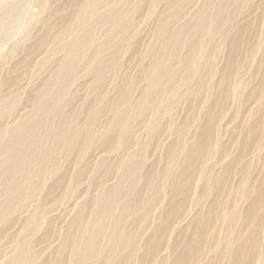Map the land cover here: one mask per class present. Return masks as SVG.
<instances>
[{
	"label": "rangeland",
	"instance_id": "obj_1",
	"mask_svg": "<svg viewBox=\"0 0 264 264\" xmlns=\"http://www.w3.org/2000/svg\"><path fill=\"white\" fill-rule=\"evenodd\" d=\"M84 1L0 0L1 128L6 127L9 136L16 132L32 115L35 102L48 99L36 100L45 84L70 78V85L53 91L64 92L62 108L72 115L69 129H79L78 139L70 145L52 148L54 161L48 173L39 174L52 147L45 140L32 177L23 182L22 191L12 194L16 205L0 192V212L8 210V218L0 221V264H10L23 246L30 249L29 264H77L74 248L81 249L98 222L110 227L122 215L118 207L105 217L99 204L104 192L116 187L136 161L140 177L128 187L136 206L122 215L130 244L118 252L102 246L90 264H106L107 258L112 264H264V0H235L231 5L228 0H127L126 22L92 23L96 45L88 56L71 71L57 70L65 58L60 41L71 22L67 17L75 15ZM108 2L97 4V18L111 14ZM13 5L14 15L4 18ZM202 10L210 23L222 22L226 32H201L197 14ZM182 27L189 33L181 36L178 58L162 64L175 75L162 97L144 102L145 74L154 69V57L161 53L158 36L170 41L167 37ZM109 29L115 30V38ZM120 30L127 33L126 42L121 43ZM197 39L201 48L193 50ZM96 46L104 56L107 53L104 63L96 58ZM191 54L198 59L192 74L186 64ZM95 59L108 67L103 75L96 72ZM129 80L134 83L131 99L121 104L118 94L126 91ZM119 107L130 113L124 146L119 141L122 130L110 129ZM53 115L58 125L60 115L55 110ZM92 122L93 138L79 157ZM208 131L210 149H203L202 159L189 163L181 175L188 167L184 159ZM177 141L186 150L168 175L157 176L168 167L167 154ZM29 186L34 193L26 196ZM80 211H86L87 234L70 232ZM32 216L38 217L36 223ZM202 230L205 240L200 238ZM109 235L108 228L103 241ZM62 244H68L64 252ZM187 244L185 263L181 257Z\"/></svg>",
	"mask_w": 264,
	"mask_h": 264
},
{
	"label": "bare ground",
	"instance_id": "obj_2",
	"mask_svg": "<svg viewBox=\"0 0 264 264\" xmlns=\"http://www.w3.org/2000/svg\"><path fill=\"white\" fill-rule=\"evenodd\" d=\"M103 1H109L108 3L111 4L110 7H112V9L110 8V10H111L112 16L108 12L109 13L108 17L97 18V15H98L97 11H96L97 4L100 2L102 3ZM126 1L127 0H85L84 4L82 5V7L80 9L77 10L75 15L72 14V15L68 16L67 17L68 19L66 22H70V21L71 22L68 25V27L66 28L65 32L63 33V35H62L63 37L60 41V45L62 47V50L65 51V58L62 60L60 66L57 68V70H60V71L64 70L65 71V69H67L68 71H71L73 69V67H75L76 62L78 60L84 59L87 55L88 50L96 45L95 38L92 34L93 30H92V28H90L92 23H94L95 21L97 23H101L102 19L103 20L107 19L109 22L119 21L120 19H123L120 21L125 20V22H126L125 16H126L127 12H129V8L127 6L126 7L124 6V2H126ZM234 1L235 0H228V3L230 2L229 5H231L232 2H234ZM173 3H174V1H173ZM154 4H155V1L153 2L151 8H153ZM127 5L129 6L128 3H127ZM229 5H227V6H229ZM14 7H15V5L11 6V9L8 12H6L4 18H8V17H11L12 15H14L12 13L15 12L17 9V8L14 9ZM225 7H226V5H225ZM151 8H150V11H151ZM131 13H132V11H131ZM197 16H198V28L201 32H204V34L205 33H213V34H217V35H222L226 32L222 22L218 23V24L210 23L211 19L210 20L208 19L204 10L200 11L197 14ZM130 18H131V16H130ZM217 22H218V19H217ZM107 26H109V24ZM120 27H123V26H120ZM49 30H50V28H49ZM114 31L112 29H109L110 34L112 36H114L112 38H115V36H117V34L114 33ZM120 31L123 34V37L121 38V43L126 42V40L124 39V37L126 38V36H124V34L126 32L124 33V30H120ZM120 31H118V32H120ZM125 31H126V29H125ZM49 33H51V32H49ZM188 33H189L188 28L182 27L181 30L173 32L171 34V36H168V37L166 36L170 41H167V39L163 38L162 36H160V37L158 36L157 40L159 41V47H160L161 53H160V55H157L154 57V62H153L154 69H152V71H150L148 74L147 73L145 74L147 86L145 87L144 92H143L144 102L149 103V100H154V99H157V98L162 97L164 95L166 88H167L166 85H168L167 81H169V79L171 77H173L175 74L173 71H171L169 68H167L168 66L164 67L162 64H164L165 60L173 61L174 59H176L177 54L181 51L182 45H183V44H181V42H182L181 36L184 34H188ZM126 35H127V33H126ZM46 39H48V38H46ZM46 39H44V40H46ZM169 43H171V44L169 45ZM200 43L201 42H199L197 39V41L193 45V50H196V49L199 50L201 48ZM108 44H109V42H108ZM109 45H111V44H109ZM106 46H107V44H106ZM123 46H125V45H123ZM110 47H112V46H110ZM152 49H154V48H152ZM193 50L191 51V53H193ZM96 52H97L96 58H98L100 62L104 63V60H105L104 57L107 55V53L104 56L103 52L105 53V51H103V49L100 46H98L96 48ZM90 55H92V54H90ZM112 55H110V56H112ZM114 58L116 59L115 56H114ZM97 63H98V61H97ZM105 64L107 65L108 62ZM186 64L188 65V67L190 69V73L191 74L194 73L197 69V64H198L197 57H195V55H193V54L189 55L188 59L186 60ZM90 66H93V65H90ZM92 68H94V67H92ZM107 69H108V67H106L105 65L99 64L98 67L96 68V72L98 73V75L99 74L103 75L102 73H104ZM70 83H71L70 78H65L62 81H59L57 79L56 80L52 79V81H49L48 83H46L45 86L41 89L42 91L40 93L38 92V94L36 95V100H37V98H40V99L48 98V99H46V101L42 104H38L37 102H35L34 111H33L32 115L30 117H28L27 119L23 120L20 123V126L17 129V131L12 132V134L10 136H9V133L7 132L8 130L6 129V127L1 128V126H0V192H2L3 194H5L8 197L7 200L9 201V203L15 204V199L13 200L14 197L12 199H11V197L13 195H15L16 193H18V191H22L23 182H25L26 179L28 180L29 178L32 177L31 171L36 164L38 153L40 152L41 148L43 149V144H44L45 140H50L52 147H51V149L47 148L48 149L47 155H45L43 157V163L45 165H44L43 170L39 171V174L48 173V171H49L48 169H50V167L52 165L51 163H52V161H54L53 156H54L55 150L52 149L53 147H55V149H57V147H59V146L67 147V145H70L71 142L78 139L79 129H74V130L69 129V125L72 123L71 122L72 121V115L69 113H66L64 111V108H62L63 104H64L63 103L64 92H62L60 90H59V92L53 91L54 89H58V87L62 88L64 86H68V85H70ZM133 88H134L133 81H131V80L127 81L126 91L118 94L120 97V103L121 104H126L130 101L131 92L133 91ZM65 98H67V97H65ZM99 102H100V99H99ZM104 107H106V106H104ZM54 110H55L56 114L58 113L60 115V123L58 125L55 124L56 122L53 123V120H52V119H55V118H52V116H55V115H53ZM115 114L116 115H115L114 120H116V123L113 127H110V129L122 130V134L119 137V141H120V145L124 146V144H126L128 142V136L126 134H128L130 129H131V121L129 118L130 113H129V110H127L126 108L119 107L118 111H116ZM137 116H141V115L138 113ZM36 124H39V126H37ZM94 124L92 122L91 125H89L87 127V131H89V133H90L89 138H87L88 141H85L82 143L83 146H81L82 149H80L79 157H81L84 154L86 146L88 145L89 142H91V139L93 138V134L91 131H92V128L94 127ZM110 129H109V131H110ZM82 130H84L83 132L86 131L85 129H82ZM184 133H185V131L183 129L180 136L184 135ZM207 133L210 134V131L203 134V136L200 138V140L197 141V143L194 145L193 151L190 152L191 155L190 156L187 155L186 159H184L183 164L186 163V165L188 167L186 168L185 172L181 175L186 174V171L189 169V163L194 164V163H197L198 161H200L202 159L203 149H205V148L210 149L211 143H212L211 142L212 136L208 135ZM6 137H8V138H6ZM81 137H80V140H81ZM110 138H111V136H110ZM204 138H205V143H203ZM109 140L111 141V139H108L106 141V144H110ZM78 144H80V143H78ZM185 150H186V145L183 144L182 142H178V143L174 144V147H171V149L169 150V152L167 154L168 167H166V169L163 170V172L158 173L157 176L164 177V176L168 175L170 169H172L174 167V165L178 162L180 155ZM139 162L140 161H136L132 166H130L122 174L121 181L116 187L109 189L106 192H104V195L102 196L101 202L99 204V213L101 215H104L105 217H107L108 215L111 214V212H114L113 211L114 209H116L118 207L121 209V214L123 215L127 211H129L130 209H132L133 207L136 206V203L134 202V200L130 199L128 197V187L135 186L137 184V181L140 177V173H139L140 163ZM16 176H18V177L20 176L21 179L17 180ZM59 179H58V181H59ZM102 185L104 186V184H102ZM38 186H40V185L38 184ZM152 186H153L152 178L151 179L149 178L147 181V187L150 189V188H152ZM25 190H26V196H30L31 194L34 193L33 187H31V186H29ZM178 190H182V187H180ZM181 197H179V198H181ZM12 208H13V206H12ZM83 213H86V211H82L81 213H79L77 215V217L75 218L74 222L71 223L72 226L70 225L71 226L70 232H74L73 230L78 229V230H81L83 232V234L88 233L87 228L85 227L87 220H86V217L84 216ZM122 215L119 218L115 219L114 224H112L110 227H107L104 222H98L96 231H94L92 233L91 232L88 233V235L86 236V241H84V243L82 244L81 249L78 251L76 248H74V254H78L77 264H90L91 259L96 256L97 252L100 250V248L102 246L108 247L113 252H118L119 250H121L122 248H124L125 246L130 244L131 235H130V232L126 230V228L124 227V225L122 223ZM6 218H8V210L5 208L0 212V221L4 220ZM37 218H38L37 216H32L31 221L36 223L38 221ZM124 220H126V219H124ZM202 225L205 228L207 227L206 222H203ZM108 228L110 229V235L108 236V238L105 241H103L102 233H104V231L107 230ZM199 234L201 235L200 236L201 240H205L206 235H207L206 231L202 230ZM69 244H70V242H69ZM149 244H150V242H149ZM75 245L77 246V240L76 239H74V247H75ZM151 245H152V243H151ZM241 247L243 248V245ZM67 248H68V244H62L61 251L64 252ZM189 249H190L189 244H187L186 249L183 252L184 256L181 257L182 262L186 263L188 261ZM227 251L231 252V251H233V249L228 247ZM185 252H186V254H185ZM29 253H30V249H28V247H26V246H23L21 248L19 247V250L17 251L16 256L10 262V264H29V261H28V254ZM106 264H112V262L109 258H107Z\"/></svg>",
	"mask_w": 264,
	"mask_h": 264
}]
</instances>
